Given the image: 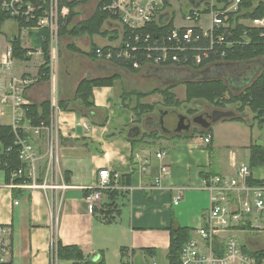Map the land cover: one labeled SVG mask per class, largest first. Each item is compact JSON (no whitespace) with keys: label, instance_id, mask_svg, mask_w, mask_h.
Wrapping results in <instances>:
<instances>
[{"label":"crops","instance_id":"1","mask_svg":"<svg viewBox=\"0 0 264 264\" xmlns=\"http://www.w3.org/2000/svg\"><path fill=\"white\" fill-rule=\"evenodd\" d=\"M169 3L172 23L181 24V18V23L174 20V7L170 0ZM108 31L119 37L115 40L96 34L60 37L52 78L39 79L26 91L30 104L38 105L46 100L57 103L58 100L71 99L83 78L109 77L114 73L119 75L111 85L93 87L95 108L89 117L79 116L75 111L51 109V117L57 125L54 158L47 153V133L22 122L21 130L32 142L37 154L34 182L47 186L20 187L21 191L15 196L12 185L5 181L4 170L0 169V225H7L11 230L8 261L0 264H74L72 260L56 259L52 255L56 240L63 245H77L89 262L169 264L168 227L171 225L191 228V237L203 251L209 243L212 247L220 243L221 248L218 246L216 252L213 247L216 255L224 253L225 243L231 237L238 240L240 248L264 246V230H251L254 225L250 217L246 220L249 226L243 220L232 221L217 230L211 242L197 232L200 227H208L209 224L210 203L205 176H234L240 164L249 165L250 143L264 145V124L251 127L246 121L232 119L235 114L228 111L211 123L209 143L203 141L204 133H195L191 137H171L190 132H174L176 125L172 118L166 119L165 123L171 130L169 132H164L157 121L151 126L147 125L145 119L141 123L145 128L132 126L135 119L133 112L118 103L123 91H148L156 87L154 84L159 78L149 70L131 72L67 48L71 42L84 52L92 44L99 47L118 46L121 30ZM0 37V47L10 46L2 30ZM62 39H65L64 47ZM21 42L24 48H32L33 37L28 30L21 32ZM33 56H39L40 62L34 64ZM261 61L264 63V60ZM15 62L19 66L14 65L11 72L0 73L1 85H6L11 74H37L44 59L40 52L31 55L27 61ZM262 70L264 67L259 72ZM146 85L149 88L138 89ZM148 98L142 101L147 103ZM1 119L5 120L0 124L11 123L10 103L0 102ZM151 129H160L164 136L158 139L145 137L133 143L127 138V135L140 136ZM158 152H162L161 157H157ZM162 165L168 167L165 174L160 173ZM249 167L253 180L264 183V164ZM100 168H108L119 175L114 188L118 192L115 199L117 209L110 222L93 212V207L83 197L84 189L95 182L96 172ZM125 174L130 175V183H127L126 177H121ZM176 196H179V200L173 204ZM106 201L104 193L95 208ZM145 249L151 251L142 252ZM133 250L135 254L131 255ZM138 254L141 263L133 260Z\"/></svg>","mask_w":264,"mask_h":264},{"label":"built area","instance_id":"2","mask_svg":"<svg viewBox=\"0 0 264 264\" xmlns=\"http://www.w3.org/2000/svg\"><path fill=\"white\" fill-rule=\"evenodd\" d=\"M169 0H111L103 9L116 15L118 23L127 27L134 33L137 39V31L152 22L158 25H167L170 20L168 11ZM240 0H232L224 8H215L216 0H186V4L181 6V24L172 23L169 31L153 36V46L147 48V60H137L129 54L130 42L126 38L121 42V47L106 48L96 47L94 50L95 58L112 63L114 59H123L133 69L138 71H148L163 68H185L192 72L201 71L207 67L222 63L226 52L243 43L232 37L233 29L227 20V14L236 12ZM2 7L13 18L35 20L36 24L30 29L45 28L49 31L48 48V73L54 74L55 55L58 47V28L59 20L63 17L67 9L59 10L58 0H3ZM44 8V9H42ZM42 9L41 15L35 16V12ZM246 28L261 29L259 35L264 38V16L240 19L237 22ZM28 30L24 27L21 32ZM248 30H244L241 37L244 41ZM119 46V45H118ZM38 49V50H36ZM29 48L27 56L42 52L39 48ZM135 49V48H133ZM153 51V52H152ZM12 56L11 45L0 47V73H9L15 65ZM38 80V74L21 73L11 74L5 86L0 84V102L10 103L12 108L11 126L15 135L14 143L19 146V157L22 164L26 167L27 179L29 181L18 184V187L47 186L46 184L37 185L34 182V163L37 158L32 142L19 134L22 122L31 125L30 119L25 114V106L30 105L26 97V91ZM57 103L51 102V109H57ZM52 112V111H51ZM48 122L41 121L36 130H44L49 139L47 153L50 158L56 156L57 125L53 117ZM205 143L211 141V135L205 134ZM162 152L157 153L161 157ZM19 168L12 174L20 173ZM168 171L166 165L160 167V173ZM118 173L111 172L108 168H100L96 172L95 182L87 186L84 190V200L93 208L101 200L105 191L114 189L118 181ZM248 164H240L234 176L210 175L205 179V189L209 193V224L208 227H200L197 232L199 235L211 242L213 234L230 222L252 220L254 228L251 230H264V183L254 184ZM157 182L159 179L156 180ZM12 185V184H11ZM13 186V185H12ZM179 196L173 198L176 204ZM15 203H17L15 201ZM251 216L253 219H251ZM249 226V225H248ZM7 225H0V263L7 262V256L11 249V232ZM54 243V242H53ZM54 255V244L52 246ZM181 264H264V260L258 263L255 258L242 252L239 242L231 237L225 243V251L219 256L213 251L211 243L206 250H201L197 241L192 237L182 247L180 254Z\"/></svg>","mask_w":264,"mask_h":264},{"label":"trees","instance_id":"3","mask_svg":"<svg viewBox=\"0 0 264 264\" xmlns=\"http://www.w3.org/2000/svg\"><path fill=\"white\" fill-rule=\"evenodd\" d=\"M59 10L66 8V14L59 20V28L57 32L58 38L63 36L77 37L84 34L87 35H99L102 37H108L110 40H115L119 36L111 35V31L103 28V25L108 20H118L117 16L112 14L110 11L103 9L106 4H109L111 0H99L93 13L86 19L73 23L74 18L77 17L78 12L76 8L79 5L87 3L89 0H58ZM232 0H216L215 8H224ZM238 10L236 12H230L227 14V20L231 26H235L233 29V35L230 38L235 40H241L243 43L236 44L233 48L228 50L223 57L222 63H234V62H245L252 60H264V38L259 35L261 29L246 28L243 25H239L237 22L240 19H250L253 17L264 16V1L262 0H240ZM3 0H0V32L1 27L7 20H13L15 23V31L9 38V43L12 48V56L16 60L27 61L30 56H27V48L22 46L21 42V31L24 27L28 28L29 34L33 37L32 48H39L42 51L44 62L38 67V80L47 79L48 73V48H49V31L45 28L30 29L34 27L35 20L26 21L24 18H13L8 12L2 7ZM166 4L169 3L166 1ZM44 9V8H42ZM38 9L35 12V16L41 15L43 10ZM172 18H170L167 25H158L152 22L144 27V29L137 31V39L134 38V33L131 32L127 27L121 25L120 43L119 46H104L106 48L119 49L121 42L126 38L130 42L129 54L131 57L137 60H147L146 55L147 48L153 46L154 38L156 34L165 35L172 27ZM248 30L246 38L248 41H244L241 34L244 30ZM264 30V29H262ZM153 34V36H152ZM95 44L90 46L87 52L82 51L73 42L67 44V48L71 51L84 53L91 58H94V50L96 49ZM135 48V49H133ZM153 52V51H152ZM112 64L123 67L131 72H137L138 70L133 69L123 59H114ZM210 67V66H209ZM211 68V67H210ZM152 69L149 72H154ZM117 73L112 74L109 77H95V78H83L77 85L74 96L67 100H58L57 107L61 110L75 111L79 116L89 117L92 110L95 108L93 102L92 89L96 86H107L111 85L113 80L118 78ZM185 84V96L183 99L177 98L173 92L174 84H167L163 87H155L148 91L141 90H128L123 91L118 103L119 105L128 107L133 112L135 119L132 122V126H140L144 117L149 112H153L156 108V103H146L142 101L145 97L153 94L161 95L160 104L169 110H175L176 112H182L187 116H193L201 111L205 105L217 110H226L227 106H231L235 116L234 120H243L249 123L252 127L254 124L258 127L264 124V70L260 71L251 82L240 90H232L228 84L221 79H194L182 81ZM51 113V102L46 100L38 105L30 104L25 106V114L30 119L32 126H38L41 121L48 122ZM125 128V127H124ZM124 128L120 129L123 130ZM211 128H202L200 131L194 129L193 132L179 135L175 134L171 137H191L195 133L210 134ZM19 134L25 137L22 130H19ZM160 129H151L144 131L140 136L127 135V138L132 143L137 139H143L150 137L158 139L163 137ZM138 137V138H137ZM15 135L11 124H0V169L5 172V181L7 184H12L13 195L16 196L21 191L18 184L29 181L26 177V167L22 164L19 157V146L14 143ZM248 166H257L264 164V145L251 142L249 145V158ZM19 168H22L20 173L12 174ZM208 175L205 177L207 178ZM121 177L127 178V183H130V175L125 174ZM119 182L121 180L119 179ZM249 182L254 184L263 183L262 181H256L249 179ZM107 201L102 203L98 208H93V212L99 213L102 218L110 222L113 220V213L116 212L115 199L118 192L115 189H109L105 191ZM242 228L245 226H241ZM169 245L167 260L169 264H181L180 254L183 245L191 237V228L183 226H169ZM54 257L56 259L72 260L74 264H105L102 260L96 262H89L85 260L83 251L77 245H63L60 241H54ZM221 248V244L213 245L216 252L217 247ZM242 252L255 258L258 263L264 260V246L255 249H249L247 247L241 248ZM151 249L142 250V252H150ZM135 254V250L132 251L131 255ZM219 256L222 255L218 254ZM121 264H133V262H122Z\"/></svg>","mask_w":264,"mask_h":264},{"label":"water","instance_id":"4","mask_svg":"<svg viewBox=\"0 0 264 264\" xmlns=\"http://www.w3.org/2000/svg\"><path fill=\"white\" fill-rule=\"evenodd\" d=\"M263 65L264 63L261 60H252L234 63H218L211 68L207 67L201 71L196 72H192L191 70L185 68H163L155 69L153 73L164 84H171L174 81L177 82L194 79L205 80L219 78L221 80H224L232 90L238 91L248 85L251 80H253V78L258 75L261 67H264ZM164 73H168L169 75H171V77L163 80L161 78V74ZM171 112L175 113V110H171ZM213 112L218 114L219 111ZM166 114V111H159V120L157 121V125L160 126V128L164 132H169L171 130H169V128L164 124V116ZM213 114L210 113V115L206 116L197 114L191 119L187 118V116L183 114H177V122L173 131L176 133L188 132L190 130L191 122L206 129L211 125L213 121Z\"/></svg>","mask_w":264,"mask_h":264},{"label":"rangeland","instance_id":"5","mask_svg":"<svg viewBox=\"0 0 264 264\" xmlns=\"http://www.w3.org/2000/svg\"><path fill=\"white\" fill-rule=\"evenodd\" d=\"M172 2V5L174 7V20L177 22V23H181L180 22V14H181V11H180V8L181 6L185 5L186 4V0H170ZM264 1V0H262ZM98 0H89L87 3L85 4H82V5H79L77 8H76V11L78 12V15L77 17L74 18V22L73 23H76V22H79V21H82L86 18H88L94 11L95 7H96V4H97ZM103 28H105L106 30H120V24H118V22H114V21H110L108 20L107 22L104 23L103 25ZM16 27L14 25V22H12V20H7L4 22V24L2 25L1 27V30L3 31V33L6 35L7 37V41L9 40V38L11 37V34L14 33ZM1 38V37H0ZM62 46L64 47V41L65 39H62ZM1 41V40H0ZM58 41V47H60V41L61 39L58 38L57 39ZM34 57V56H33ZM32 62L34 64H37L40 62V57L39 56H36L33 58ZM16 63V62H15ZM19 66V64H15V66ZM151 71V70H150ZM159 82V83H158ZM156 84H154L156 87H163L164 86V83L161 82V80L159 79ZM153 85V86H154ZM152 87V86H150ZM149 88V85H146V87H139L138 89H147ZM184 90H185V84L184 82H180L178 83L174 89H173V92L175 93V95L177 96V98L179 99H183L184 96H185V93H184ZM149 98L147 99V103H156V108L153 112H149L148 115H151L154 119H157V112L158 111H166L167 114L164 116V123H166V121L170 118H172V121H174L173 124L176 125V122H177V114H183L185 116H187V114L184 113V110H180L182 112H176L173 113L171 112V110L169 109H165L161 104V95L156 93V94H153V95H149L148 96ZM204 107H208L207 105H205ZM209 109H214V108H211L210 106L208 107ZM227 109L226 110H219L218 114L214 113L213 114V121L219 117L220 115H223L224 113L228 112V111H232L231 109H233L231 106H227L226 107ZM231 108V109H229ZM146 115V116H148ZM189 118H191V116H187ZM167 119V120H166ZM5 119H1L0 121H4ZM212 121V122H213ZM140 126H142V124H140ZM142 128H145L142 126ZM140 255L138 254L137 256L133 257V260L134 262H138V263H141V258L139 257Z\"/></svg>","mask_w":264,"mask_h":264},{"label":"flooded vegetation","instance_id":"6","mask_svg":"<svg viewBox=\"0 0 264 264\" xmlns=\"http://www.w3.org/2000/svg\"><path fill=\"white\" fill-rule=\"evenodd\" d=\"M170 77H171V75H169L168 73L161 74V78H162L163 80H166L167 78H170ZM213 111H219V110H217V109H212V110H211V109H209L208 107H204V108L201 109V111L198 112L197 114H202L203 116H206V115H210V113L213 114V113H214ZM197 114H195V115H197ZM195 115H193V116H195ZM193 116H191V118H192ZM187 118H189V117H187ZM191 118H190V119H191ZM144 119H145L144 122H145L147 125H149V126L153 125L154 122H156V121L159 120V111L157 112V119H154L151 115L146 116ZM164 121H165V120H164ZM164 124H165V123H164ZM194 129H196L197 131H200V130L202 129V127L199 126V125H197V124H194L193 122H191V124H190V132H193ZM172 134H173V133H172Z\"/></svg>","mask_w":264,"mask_h":264}]
</instances>
